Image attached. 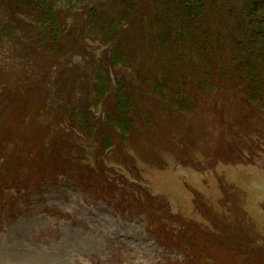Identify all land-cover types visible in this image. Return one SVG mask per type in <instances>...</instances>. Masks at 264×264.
<instances>
[{"label": "trees", "instance_id": "1", "mask_svg": "<svg viewBox=\"0 0 264 264\" xmlns=\"http://www.w3.org/2000/svg\"><path fill=\"white\" fill-rule=\"evenodd\" d=\"M7 10L0 19V33L13 47L3 49L14 51L12 56L25 66L17 82L21 93L18 91L15 99L27 96L29 108L16 111L22 118L8 103L9 107L0 111L9 113L12 121L10 131L0 136V143L14 134L40 132V123L28 113L30 107L41 116L54 117L55 123H65V129L46 126L44 138H38L34 150L19 153L17 166L41 181L47 175L57 178L74 174L78 185L97 198L116 200L118 196L119 202L147 216V231L160 245L180 251L185 264H241L232 245L243 248L252 261L261 264L251 247V236L256 233L244 236L242 233L248 232L244 226L212 219L217 230L225 234L221 239L201 225L174 215L167 205L145 191L142 194L140 188L133 186L130 194H125L123 178L105 165L106 161L121 165L132 174L127 168L131 161L120 144L127 141L139 120L143 125L152 123L135 115L141 113L140 103L150 101L176 120L210 100L220 103L239 89L253 108L264 111V0H14ZM8 15L18 30L5 24ZM87 40L98 44L99 54L85 52ZM75 51L91 58L87 67L91 71L70 68L66 83L60 77L48 83L50 72L55 69L62 74ZM119 69L133 74L134 80L120 76ZM0 71L9 68L3 65ZM45 93L57 100L62 99L61 93L66 97L55 108L42 99ZM9 95L12 92L2 93L0 106ZM99 110L102 119L95 118ZM2 128L5 124L0 122ZM76 141L81 144L74 146ZM90 156L93 165L88 163ZM55 163L64 164L66 170ZM6 165L9 171L13 165L10 158ZM24 185L22 181L6 185L0 176L2 189ZM237 215L239 223L247 224L245 213Z\"/></svg>", "mask_w": 264, "mask_h": 264}, {"label": "rangeland", "instance_id": "2", "mask_svg": "<svg viewBox=\"0 0 264 264\" xmlns=\"http://www.w3.org/2000/svg\"><path fill=\"white\" fill-rule=\"evenodd\" d=\"M13 2L0 0V19L3 20L2 13L8 12L7 8H11ZM8 16L5 24L18 30ZM25 21L29 23L30 19ZM86 44V53L99 54L97 43L88 41ZM11 46L12 43L0 33V68L3 65L9 68L7 72L0 71V97L3 92L14 93V97L9 95L6 103L0 106V111L10 105L18 113L29 108L27 96L15 99L21 85L17 83L20 82L19 75L25 66L19 58L12 56L14 51L3 49ZM81 54L80 51L70 54L71 63L65 65L67 69L62 74L53 69L48 83L59 81L56 77L64 78L66 83L70 68L91 71L87 68L91 66V58H83ZM125 71L118 70L127 81L134 80V75ZM112 76L113 73L111 78L115 81ZM237 92L228 93L220 103L213 99L199 104L197 111L183 113L176 120L156 109L150 101L140 103L141 113L135 115H141L143 121L152 120V123L143 125L139 120L127 141L120 144L123 154L131 161L127 168L132 174L125 167L108 161L105 166L123 178L125 194L129 195L133 186L140 188L142 194L145 191L167 205L174 215L201 225L219 238L225 234L217 230L212 219L222 224L233 222L239 228L244 226L248 231L242 233L244 236L256 233L251 236L254 238L251 247L255 250L252 253L262 264L264 111L253 108L241 90L237 89ZM45 96L42 99H46V104L59 107L57 105L64 101L66 94L61 93L60 100L46 93ZM143 109L148 112H142ZM28 113L34 115L35 123H40V132L14 134L0 143V176L4 178V184L10 185V181L27 184L19 187L24 188L21 191L8 186L0 188V264H185L180 251L166 249L148 233L147 216L119 202L118 196L116 200L97 198L91 190L78 185L74 174L63 176L57 172L60 174L57 178L47 175L41 181L30 177L20 165L18 167L19 153L34 150L38 138H44L46 126L53 124L57 125L54 130L65 129V123H55L49 114L41 116L31 107ZM103 116L102 111H96L95 118L102 119ZM0 122L5 124V128L0 129L2 136L12 128L9 113L2 112ZM67 132L65 130V134ZM116 134L113 136L118 140ZM80 144L76 141L74 146ZM9 158L13 165L8 171ZM88 161L93 165V156ZM57 168L66 170L64 164H58ZM49 171L45 170L46 173ZM18 175L19 179L16 178ZM240 212L247 215L243 219L247 224L242 225L237 220ZM231 248H235L234 253L241 264H256L243 248L237 245Z\"/></svg>", "mask_w": 264, "mask_h": 264}]
</instances>
